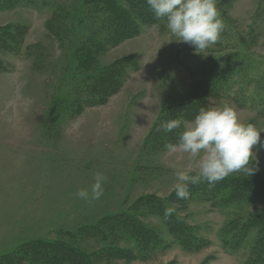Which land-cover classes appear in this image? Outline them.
I'll list each match as a JSON object with an SVG mask.
<instances>
[{
	"label": "rangeland",
	"instance_id": "1",
	"mask_svg": "<svg viewBox=\"0 0 264 264\" xmlns=\"http://www.w3.org/2000/svg\"><path fill=\"white\" fill-rule=\"evenodd\" d=\"M84 3L0 0V30H28L18 52L0 55L7 66L0 73V264H8L19 248L36 241H59L87 254L100 252L106 247L102 240L79 234L108 218L117 221L120 215L152 231L158 239L154 250L161 254L147 262L99 264L258 261L264 235L258 218L264 204H226L224 199L174 203V172L194 167L195 161L185 153L169 152L161 131L152 140L149 136L166 106L192 96L198 89L197 74L220 56L234 59L225 76L230 98H207V106L227 103L242 122L264 128V0H216L225 28L203 53L180 42L165 21L161 26L141 24L136 37L110 47L97 60L98 70L118 61L124 72L120 92L95 107L83 105L94 95L83 89L89 74L77 67V48L84 34L95 45L106 30L94 23L102 21V15L95 14V8L86 11ZM54 19L60 24L54 27L59 28L58 36L47 28ZM34 45L41 56L36 63L27 55ZM189 115L184 123L194 119ZM253 151L255 172L264 177V147L257 145ZM97 172L106 177L103 196L78 198L80 189L91 191ZM235 176L248 175H229ZM145 201L166 202L197 248L185 249L175 240L168 222L143 206Z\"/></svg>",
	"mask_w": 264,
	"mask_h": 264
},
{
	"label": "trees",
	"instance_id": "2",
	"mask_svg": "<svg viewBox=\"0 0 264 264\" xmlns=\"http://www.w3.org/2000/svg\"><path fill=\"white\" fill-rule=\"evenodd\" d=\"M94 8L95 14L103 17L102 21L94 23L98 24L99 29L106 30L105 35L103 38L97 39L94 45L93 40L85 38L84 34L81 37V44L77 48L76 57L77 67L87 75L89 74L85 79L86 81H84L83 89L86 92L90 90L94 95L93 98L86 99L83 105L92 107L105 105L111 97L120 92L123 84L121 75H123L124 70L120 68L118 61L109 67L98 70L97 60L110 47H116L123 41L136 37L141 24L152 26L163 24V20L154 18L145 0H85L84 9L86 11H89V9L92 11ZM84 20L86 22V19ZM91 20H93L92 17ZM56 24L57 21L54 19L47 26L50 33H55L54 36H58L56 33L59 32V28H54ZM27 32V29H20L19 27L0 30V55L2 52H18L24 45V36ZM36 48V45L27 48V55L34 63L41 59ZM233 64L234 59L226 56L213 58L206 63L195 78L198 89L193 91V95L189 98L168 104L161 121L154 126L149 138L152 140L156 137L157 132L161 131L160 136L163 144L170 143L172 140L176 142L182 129L165 134L160 129L163 121L176 118L189 119L191 116L189 113L195 116L201 107L207 106V98H230L226 89L225 76L229 73ZM6 67L0 61V73L5 72ZM91 74L97 75L91 76ZM85 91L83 92L85 93ZM82 107L85 106L79 108ZM181 109H183L182 112ZM179 113L183 116H180ZM189 192L190 196L186 200L178 199L175 193L170 197V200L178 204L193 200L213 203L221 202L222 199L226 200V204L234 202L264 204V177L257 172L247 177L228 176L214 186H210L207 182L189 185ZM153 200L156 199L152 198ZM145 204L143 206L154 211L152 214L158 215L168 222L171 235L185 249L193 250L197 248L193 238L189 236L185 227H182V223L173 212L170 216L165 217V209L170 208L166 202L159 201L158 204H152L145 201ZM118 217L120 219L117 221L114 217V219L108 218L106 222H101L100 227L84 229L85 231L79 234L83 236L91 235L99 241L102 240L106 247L100 252L87 254L59 241H36L19 248L16 255H12L13 257L8 264H99L100 260L108 262L120 260L147 262L150 258L161 254L154 250L156 247L154 244L158 242V239L152 231L140 225L131 216L120 215ZM258 224L261 226L259 227L262 234H264V212L259 216ZM252 226L256 225H250L249 227ZM247 233L237 237L236 240L241 242ZM128 237L134 241L132 244L127 240ZM262 241L259 259L252 264H264V235ZM15 260L16 263H12Z\"/></svg>",
	"mask_w": 264,
	"mask_h": 264
},
{
	"label": "clouds",
	"instance_id": "3",
	"mask_svg": "<svg viewBox=\"0 0 264 264\" xmlns=\"http://www.w3.org/2000/svg\"><path fill=\"white\" fill-rule=\"evenodd\" d=\"M156 20H163L167 30L180 42L188 43L203 53L220 39L225 25L217 10L216 0H145ZM183 125L175 143L165 148L171 153H185L195 161L194 167L174 172V191L178 199H188L189 185L207 182L214 186L233 173L250 176L255 171L253 149L260 145L264 128L240 120L229 104L201 107L194 119L184 123L180 118L163 121L160 129L173 133ZM195 172V174H192ZM106 177L97 172L91 191L80 189L76 196L83 200H98L104 194ZM173 209H165L168 217Z\"/></svg>",
	"mask_w": 264,
	"mask_h": 264
}]
</instances>
